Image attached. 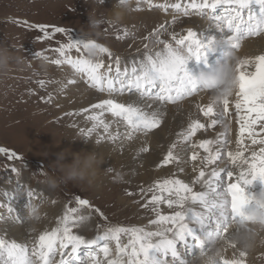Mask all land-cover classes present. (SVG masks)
Returning a JSON list of instances; mask_svg holds the SVG:
<instances>
[{
    "label": "snow or ice",
    "instance_id": "1",
    "mask_svg": "<svg viewBox=\"0 0 264 264\" xmlns=\"http://www.w3.org/2000/svg\"><path fill=\"white\" fill-rule=\"evenodd\" d=\"M149 5L153 6L151 0ZM159 7L166 12L169 10L168 5ZM170 7L185 16L192 10L209 18L215 23L216 29L224 34L225 39L219 41L226 42L232 51L242 46L245 37L264 34V0H190L187 5L174 3ZM218 9H223L219 15L216 14ZM175 22L174 17L172 23ZM17 23L27 24L26 21ZM166 23L159 25L145 38L159 47L149 49L146 43L143 57L138 62L133 61L130 69L125 66L122 70L118 56L113 57L112 64L107 67L102 59L93 60L84 55L74 58L70 55L72 50L82 52L88 47L97 48L100 57H112V53L109 48L95 41L82 38L73 40L69 33L68 42L54 49L58 55L51 63L69 65L74 72L86 77L90 87L108 93L109 98L92 105L91 110L84 109L85 112L92 111L88 119L93 121L85 135L98 134L102 128L105 135H98V141L107 138L115 142L121 137V133H113L111 124L102 118L105 113H111L118 122L124 123L126 131L123 135L127 139L160 127L162 119L158 112L145 111L133 103L118 102L113 93L127 90L137 93L141 99L175 104L204 90L187 65L192 59L206 63L208 53L214 50L213 45L218 40L213 37L205 41L203 35L192 29L183 35L173 31L170 40L160 39L168 31ZM28 26L39 29L44 39L50 37L49 25ZM52 31L66 33L62 27H55ZM123 35L134 36L127 29ZM40 56L41 53H37L36 57ZM247 65H254V71H247ZM238 80L234 101L223 100L219 112L214 104L203 107L197 105L202 115L208 118V123L193 119L180 134V139L190 146L193 171H198L195 179L189 183L173 176L157 180L147 189H141V195L151 193L144 206L155 213V218L149 222L155 230L113 226L108 227L103 235L87 239L74 229L87 219L81 209H90L92 205L87 199L77 196L79 208H68L57 226L40 234L31 246L26 242L0 238V264H72L74 260L80 261V264H194L199 256L213 250L218 239L228 235L231 224L237 221L254 222L255 214L264 215V192L256 196L247 191L248 186L257 180L264 183V54L244 58L238 65ZM44 83L40 81L41 86ZM230 105H234L232 111L238 120L237 149L233 151L227 148V137L222 142L219 139L194 142L193 138L198 132L208 127L214 128L224 121L230 112ZM258 136L261 138L257 139ZM246 139L252 145H261L259 151H251L250 157L245 155L248 150ZM176 146L175 142L170 146L163 157V165L180 162V157L174 153ZM199 150H203L205 155L201 156ZM143 151L148 149L144 148ZM0 153H4L9 160L19 159L15 151L5 147H0ZM222 156H226L232 166L229 170L220 168L218 161ZM196 162L200 163L198 170ZM108 170L112 171L111 168ZM12 171L17 170L13 168ZM196 184L204 185L207 190L196 191ZM27 196L30 200L32 192L29 191ZM195 204L203 210L194 211L191 205ZM160 205H166L173 211L163 214ZM94 211L103 216L99 208ZM122 235L128 236L126 244L121 243ZM113 241L115 252L110 247ZM83 248L88 249V254L86 259L80 260L79 253ZM246 255L242 251L232 258L224 255L218 264H245ZM57 256L60 257L59 261Z\"/></svg>",
    "mask_w": 264,
    "mask_h": 264
},
{
    "label": "rangeland",
    "instance_id": "2",
    "mask_svg": "<svg viewBox=\"0 0 264 264\" xmlns=\"http://www.w3.org/2000/svg\"><path fill=\"white\" fill-rule=\"evenodd\" d=\"M118 1L104 0V3H100L99 0H0V44H4L10 51L21 58L20 63L14 62L6 72L0 73V147L15 151L19 157V159L9 160L4 153H0V191L5 202L3 205L0 203V225L9 221L6 216L7 209L15 207L16 218L15 222H13L14 224H11L15 231L18 230L16 233L18 236H21L19 227L29 225L30 230L34 232L33 236L38 238L41 234L38 224L47 225L49 222L56 224L55 214L53 213L59 210L61 211L60 214H64L68 208H79L76 202L77 196L87 199L92 205L90 209H81L82 214L87 217L86 224L83 227L80 225L74 229V231L87 239L103 235L108 227L113 226L126 228L146 227L155 230V227L149 223L150 220L155 218V213L144 206L147 200L150 199L151 193L141 195V189H147L157 180L173 176L189 183L196 177V172L198 171L195 173L193 170H191L192 173L186 172L187 176L183 173L185 171L183 167L194 166L190 159V146L180 139V134L188 126H185L182 121L175 132H173L171 129L172 125H170L178 124V121L183 118V114L187 115L188 111L190 112L188 107L194 97L186 98L175 105H165L154 99H141L136 93H128V95H133L131 98H136L135 102H138L139 106L145 111L158 112L163 117L159 128L146 133L148 134V144L143 148H147L148 151H142L143 148H138V146L135 147L136 151H129L131 162L126 161L124 156L121 157L126 152H121L117 149V146L114 150H111L113 149L112 147L103 146L104 144L99 145L97 133L85 135V131L91 128L93 121L88 124L85 122V126L84 121L78 118L74 109L70 107L72 104L67 102L68 97L66 96L64 100H60L62 97L59 95L57 85L61 84V82L66 81L71 87L75 84H84V87L89 85L86 77L78 75V73H74L72 78L69 77L67 79L68 72L73 70L69 65L58 66L51 63V60L57 58L58 55L54 49L68 42L67 33L73 40H79L83 39L82 32L88 31L91 33L92 41L109 48L112 57L103 55L98 58L103 60L106 67L112 64V59L116 56L120 58L121 64H124L125 60H133L138 56H142L140 54L144 55V45L146 43L149 44V49L159 47L151 44L145 38L149 36V33L154 32L159 25L166 22L168 31L163 33L160 39L170 40V33L173 31L179 35L186 34L187 30L192 28L187 25L189 20H192L194 24L197 22L199 28L202 26L201 22L203 21L206 24H204V27L207 26L214 33L216 32L217 34L215 33L214 35L219 37V40L225 39L224 34L216 29L215 23L209 18L201 16L192 10H190L189 15L185 16L170 7L174 3L187 5L190 0H152L153 6L150 7L142 3L146 0H140L139 4L136 2L133 9L127 12L128 18L115 22V17L110 16V14L114 10V3L117 4ZM164 3L169 6L167 12L159 7V5H164ZM217 11H219V13H216L217 15L222 12L220 9ZM90 16L100 21L95 29H91L88 25ZM174 17L176 22L173 24L172 20ZM128 19L129 21H127ZM17 21H26L27 24L17 23ZM36 24L50 26V37L48 39L43 38V34L39 29L28 26ZM55 27L64 28L66 33L53 32L52 29ZM125 29L134 34V36H124ZM204 33L208 36L207 31ZM262 35L264 34L243 40L240 48L243 49L247 42L257 40ZM152 39H155V37H152ZM223 44L225 45L222 48L223 50L229 48L227 43ZM240 48L234 52L237 54ZM37 53H41L39 58L36 57ZM70 55L74 58L80 55L87 57L85 51L76 52L72 50ZM43 57L49 58L47 59L46 71L41 69L40 62ZM80 77L83 78L82 83L80 82ZM40 81L45 82L43 86H41ZM124 93L127 95L125 91L113 93V97L124 98ZM102 94V92L99 93V100L103 98ZM59 100L60 102L63 101L62 104ZM80 109H92V106L89 105L88 107L86 105L80 107ZM81 111L82 113L85 112ZM91 113L92 111L85 112L84 117L88 118ZM102 118L112 120L111 129H113L117 119L111 113H105ZM194 118H191V121ZM201 119L205 118L202 117ZM205 123L207 124V122ZM233 124L234 121H231V125ZM225 125L224 127L222 122L215 126L219 127L220 131L209 130L208 127L206 130L198 132L193 141L198 143L203 138L202 136L198 138L201 132L204 139L214 141L219 139L222 142L227 137L229 142L227 148L234 151L237 148V141L235 140V142L232 136L228 134L229 122L225 123ZM221 127H224L223 130H221ZM117 129H119L118 131L121 133L122 138L124 136L123 131H126V129L121 128V126L117 127ZM113 131L115 132V130ZM100 135L104 136V134ZM89 136L95 137L90 138ZM156 137L160 139L155 140ZM124 139L127 141L124 143H128L130 146H132V141L136 140V138L134 140ZM174 142L177 144L174 153L180 157V162L163 165V157ZM112 143L121 145L122 141L118 139ZM93 146L96 147L95 151L99 150V157L102 163L97 168L95 178L91 183L69 182L62 184L55 191H51L46 187L43 183L45 176L52 173L58 174L57 169L54 167V161L58 158V153L67 152L65 162L71 163L74 153L82 152L83 149L88 150L89 147V150L93 149ZM221 146L217 145V147ZM258 146L251 148H257ZM126 147L125 145L126 150L131 149ZM79 149L82 150L80 151ZM199 151L201 156L205 155L203 150ZM218 164L221 169L232 167L227 162L226 156H222ZM195 167L199 169L200 163L196 162ZM13 168L17 171H12ZM109 168L112 171H107ZM118 175H122L124 179H118ZM197 185V189L205 191L204 185ZM258 188L261 189L262 187L258 186ZM29 191L32 192L30 200L27 196ZM8 193L10 194L9 201L11 203L6 204ZM31 204H40L42 206V215L39 221H30L27 218L26 207ZM96 208L103 212V216L94 211ZM160 210L163 214H170L173 211L166 205H160ZM45 215L47 216L45 217ZM10 219H12V216ZM23 219H26L28 224L25 221L20 222ZM0 234L3 237L11 238L6 232H1ZM127 242L128 236L122 235L121 243L126 244ZM110 247L115 252V241L111 242ZM234 249H228L226 252H232ZM85 251L88 252V250ZM258 251H260L259 255L263 256L257 255V259L251 260V262L246 259L248 261H246V264H259V260L264 259V247L259 246ZM87 254L81 255L82 258L86 259ZM101 258H103L102 254ZM56 259L59 261L60 257L57 256Z\"/></svg>",
    "mask_w": 264,
    "mask_h": 264
},
{
    "label": "clouds",
    "instance_id": "3",
    "mask_svg": "<svg viewBox=\"0 0 264 264\" xmlns=\"http://www.w3.org/2000/svg\"><path fill=\"white\" fill-rule=\"evenodd\" d=\"M99 2L104 3V0H99ZM136 2L137 0H119L116 6L121 7L122 11L116 13L115 22L122 19L125 13L130 12ZM99 23V20L89 17L88 25L91 29H95ZM82 37L86 41H91V33L88 31L82 32ZM223 43L226 42L217 41L213 45V51ZM85 52L89 59H98L101 56L95 47H88ZM243 59L234 51H230L223 63H218L216 67L199 73L197 78L204 90L213 94V102L221 103L235 94L239 84L238 65L242 63ZM14 62L20 63L21 58L10 51L7 46L0 44V73L6 72ZM40 63L41 69L46 71L47 59L41 58ZM67 154V152L57 154L58 158L54 161V167L58 174L52 173L45 176L43 183L51 191H55L62 184L69 182L91 183L95 178L97 168L102 163L95 151L74 153L71 163L65 162ZM118 179L123 180L124 177L118 175ZM41 207L40 204L28 205L26 207L27 218L30 221H39L42 215ZM229 228L232 229L230 234L218 239L213 250L206 255L199 256L194 264H218L228 247L235 248L238 252L248 253L258 246H264V215L257 213L254 222L237 221L231 224Z\"/></svg>",
    "mask_w": 264,
    "mask_h": 264
},
{
    "label": "bare ground",
    "instance_id": "4",
    "mask_svg": "<svg viewBox=\"0 0 264 264\" xmlns=\"http://www.w3.org/2000/svg\"><path fill=\"white\" fill-rule=\"evenodd\" d=\"M140 1V0H139ZM119 2V1H118ZM142 3H145L146 5H147V7L149 6L150 7V5H149V0H146V1H144V2H142ZM167 3V2H166ZM166 3H164V5H166ZM117 4L116 3H114V10L113 11H111V14H110V16H114L115 17V15H116V13L117 12H119V11H122V8L121 7H117L116 6ZM145 5V6H146ZM151 5H153V3H152V0H151ZM147 9V8H146ZM149 9V8H148ZM222 11H223V9H222ZM145 15V14H144ZM147 15V14H146ZM163 16V15H162ZM123 18H128V16H127V13H125L124 15H123ZM122 18V19H123ZM122 19H120V20H122ZM127 21H129V19L127 20ZM204 24L205 23H203V21L201 22V27L199 28V24H197V22L194 24L193 23V21L192 20H189V21H187V25L188 26H191L192 28H189V29H192V30H194V31H196V32H198V33H200L201 35H203V37L204 38H206L205 39V41H207L209 38H215L216 40H218L219 41V37H216L214 34L216 33H214L213 32V30H210V28L209 27H204ZM178 25V24H177ZM206 25V24H205ZM199 28V29H198ZM206 28H208V30H206ZM181 29V28H180ZM215 30V29H214ZM205 31H207L208 32V36H206V34L204 33ZM217 34V33H216ZM252 37V36H251ZM253 37H257V36H253ZM250 37H245V39L244 40H247V39H249ZM221 50H223L222 48L220 49V51ZM262 51H264V35H262L260 38L258 37L257 38V40H253L252 42H247V45L245 44V46H244V48L242 49V48H240V50L237 52V55L238 56H240V57H242V58H254V56H256V55H260V53L262 52ZM140 55H142V56H138L137 58H135V59H133V60H125V63L124 64H121V67H122V70H123V68L125 67V66H127L129 69H130V67H131V65H132V62L133 61H136V62H138L142 57H143V54H140ZM195 59H192V60H190L189 62H188V65H187V67H188V69L192 72V74L193 75H195V72L192 70V66L195 64ZM248 66H250V65H247L246 66V70H247V68H248ZM113 69H114V67H113ZM74 73H76V72H74V70H71L70 72H68V76L66 77L67 79L70 77V78H72V76L74 75ZM113 74H114V72H113ZM78 75H80V74H78ZM81 81V83L83 82V78L82 77H80L79 78ZM84 82L85 83H87L85 80H84ZM87 84H89V83H87ZM84 84H82V85H80V84H75V85H73L72 87L71 86H69L67 83H66V81H63V82H61V84H58L57 85V87H58V89H59V95H60V97H62V98H60V100L62 99V100H64V98L67 96L68 97V101L67 102H69L70 104H72L70 107H72L73 109H74V111L76 112V115H77V117L78 118H81V120L82 121H84V123L86 122L87 124L89 123V122H92V121H89V119L88 118H85L84 117V115H85V112L84 113H82V111L81 110H83L84 111V109H80V107H83V106H86V105H88V107H89V105H94V104H98V103H100L103 99H106V98H109V96H108V93H106V92H103V98L101 99V100H99V93H101L99 90H97V89H94V88H92V87H90V85H88V86H83ZM125 92H127V95L124 93V98L123 97H121V98H118V97H116L115 99H117L118 101H121V102H124V103H133V104H136V105H138L139 106V104H138V102H135V100H136V98H131V97H133V95L131 96V95H128V91L127 90H125ZM212 93L211 92H200V93H198V95H194V96H192L191 98H193L194 97V100L193 101H191L190 102V106L188 107V109L190 110V112L188 111V113H187V115H184L183 114V118L181 119L180 117V121H178L179 123L178 124H170V125H172V131L173 132H175V130H176V128L177 127H179V124L183 121V123H184V125L185 126H189V124H190V122H191V118H193V117H195L194 119H200L201 120V122H207L208 123V118H206V117H204L203 115H201V112L199 111V108L197 107V105H200L201 107H203V106H207V105H209V104H214V106H215V108H216V110L219 112L220 110H221V103H216V102H213V100H212ZM58 98H59V96H58ZM138 98H140V97H138ZM190 97H188V99H189ZM230 99V101H234V99H235V94L232 96V97H230L229 98ZM60 100H59V102H60ZM93 100V101H92ZM95 101V102H94ZM62 102L63 101H61L60 103L62 104ZM74 103V104H73ZM168 104H171V103H168ZM166 105V104H165ZM183 105H184V103H183ZM234 108V105H230V112L228 113V114H226V116H225V119H224V121H223V125H224V127L226 126L225 125V123H227V122H229V126H228V129L229 130H227L228 131V134L230 135V136H232V138L234 139V141L237 139V135H238V132H239V129H238V120H237V117L233 114V111H232V109ZM91 110V109H90ZM186 112V111H185ZM183 113V112H182ZM92 114V113H91ZM160 114V117H161V119L163 118L162 117V114L161 113H159ZM181 115V114H180ZM64 116V115H63ZM198 116H199V118H198ZM203 118H205V119H201L202 117ZM178 117V116H177ZM231 118L233 119V121H234V124L233 125H231ZM104 120H105V122H107V123H109V124H111V122H112V120H108V119H106V118H104ZM117 121V120H116ZM86 123L84 124L85 126H86ZM89 126V125H88ZM121 126V128H125L126 129V126L124 125V123L123 122H116V124L113 126V129H111V131L113 132V133H115L116 131H118L119 129H117V127L119 128ZM92 127V126H91ZM224 127H221V130H223V128ZM170 128V127H169ZM169 128H167V129H169ZM209 130H218V131H220V128L219 127H215L214 129H211L210 127L208 128ZM113 130H115V132L113 131ZM168 131V130H167ZM202 131V130H201ZM123 132H125V130L123 131ZM72 133V132H71ZM100 134H104V132H103V129L101 128V129H99L98 130V134H97V137H98V135H100ZM78 135H79V133H78ZM105 135V134H104ZM100 136H102V135H100ZM147 136H148V134H140V133H137L133 138H132V140H134V138H136V140L135 141H132L133 143H132V146H130V145H128V143L126 144V143H124V142H127L124 138H125V136H123L122 138L120 137L119 138V140L121 139V141H122V143H121V145H119L118 143L117 144H113L112 143V141H110V140H108V139H104V140H102V141H99L98 143H99V145L100 144H104L103 146H105V145H107L108 147H112L113 149H111V150H114L115 148H116V146H117V149L118 150H120L121 152L123 151V152H126L124 155H121V157L122 156H124L125 157V160L126 161H129V162H131L130 160H131V158H129V156H131L130 154H129V151H136L137 149L135 148V147H137L138 146V148L140 147V148H143V147H145L146 146V144H148V139H147ZM203 137L202 139H204V136H203V133L201 132V134L200 135H198V138H200V137ZM80 137V136H79ZM90 138H93V137H95V136H89ZM96 137V138H97ZM95 138V139H96ZM197 138V139H198ZM158 139H160L159 137H156V139L155 140H158ZM90 140V139H89ZM92 140V139H91ZM154 140V141H155ZM94 141H96V140H94ZM90 142V141H89ZM160 143H161V141H159ZM158 142V143H159ZM199 142V141H198ZM236 142V141H235ZM251 141L250 140H247L246 139V141H245V144L247 145V143L249 144ZM91 143V142H90ZM107 143H109V144H107ZM120 143V142H119ZM88 144V143H87ZM125 145L127 146V147H129V148H131V149H128V150H126L125 149ZM102 146V145H101ZM94 147V146H93ZM107 147V148H108ZM126 147V148H127ZM163 147V146H162ZM237 147V146H236ZM261 147V145H259L257 148H251L250 146H248L247 145V151H246V153H247V155L246 156H251V151L252 150H256V151H259V148ZM85 148H87V147H85ZM90 148V147H89ZM89 148H88V150H85V149H79L80 151L82 150V152H84V151H87V152H93V151H95L94 149H96V147H94L93 149L91 148L90 150H89ZM106 149V148H105ZM144 149V148H143ZM143 149H142V151H143ZM237 149V148H236ZM102 150V149H101ZM104 150V149H103ZM117 150V151H118ZM235 151V150H234ZM97 154H98V156H99V150L97 149L96 151H95ZM113 153H115L114 151H112ZM184 153V152H183ZM134 154H135V152H134ZM186 154V153H185ZM114 155V154H113ZM115 156V155H114ZM197 165V164H196ZM131 167H133V166H131ZM193 167L194 166H191L190 165V167H183V170H185L183 173H184V175L185 176H187V174H186V172L188 173V172H190V173H192L191 172V170H193ZM197 168V167H196ZM132 169H134V168H132ZM230 168L229 167H226L224 170L226 171V170H229ZM182 170V171H183ZM197 170H198V168H197ZM236 170H238V169H236ZM195 173V172H194ZM193 173V174H194ZM197 173L198 172H196V175H197ZM8 186H9V184H8ZM7 186V187H8ZM16 188H17V186L16 185H14ZM197 184H196V186L194 187L195 188V190L196 191H201V189H197ZM253 189L255 190V188L253 187ZM261 189H264V187H262ZM207 189L205 188V191H206ZM254 190H249L248 188H247V191L248 192H250V193H252V194H254V195H256V196H259L260 195V193H256ZM26 193V192H25ZM27 194V193H26ZM9 196H10V194L8 193L7 194V202H6V204H8V203H11V201H9ZM0 203L3 205V204H5V202H4V200L2 199V194H1V191H0ZM57 206V205H56ZM56 206H55V208H56ZM1 207V206H0ZM57 207H59V206H57ZM191 207L194 209V211H197V212H200V211H202L203 209L201 208V206L200 205H198V204H195V205H191ZM14 209H15V207H13V209L11 208V209H7V214H6V216H7V218H8V220L9 221H7V222H5V223H3V224H1L0 225V229H4V230H0V233L1 232H6V234H9L10 236H11V238H7V239H9V240H16L17 242H26L29 246H31L34 242H35V240H37L38 238L36 237H34L33 236V233L34 232H32L31 230H30V228H29V225H26V226H23V227H19V229H21V236H18L16 233H17V231L18 230H16L15 231V228H12V224L11 223H13V222H15V212H14ZM57 210H58V208H57ZM172 210V209H171ZM11 211V212H10ZM63 211V210H62ZM60 212L61 211H57V212H55V213H53V214H55V223L56 224H54V223H51V222H49L47 225H45V224H38V229L41 231V234L44 232V231H47V230H51V229H53V228H55L56 226H57V224L59 223V220H60V217L63 215V213H61L60 214ZM60 214V215H59ZM152 215H153V213H152ZM11 216H12V219H10L11 218ZM47 215H45V217H46ZM19 217V216H18ZM54 218V217H53ZM19 221V220H18ZM25 221V223L26 224H28V222H27V220L26 219H23L22 221L20 220V222H24ZM90 221V220H89ZM86 222H87V219L81 224L82 225V227H83V225H85L86 224ZM14 224V223H13ZM90 225H91V223H89ZM37 226V225H36ZM84 229V228H83ZM232 231V229L231 228H229L228 229V235L230 234V232ZM38 232V231H37ZM36 232V233H37ZM19 233V232H18ZM4 234V233H3ZM5 235V234H4ZM37 235V234H36ZM6 236V235H5ZM38 236V235H37ZM3 236L0 234V238H2ZM34 237V238H33ZM3 238H6V237H3ZM217 246H219V245H217ZM259 247V246H258ZM258 247L257 248H255L254 250H252V251H250V252H248L247 253V255H246V257L244 258L245 259V264H246V261L248 260V261H250L251 262V260L252 261H254V260H256L257 259V255H259V252L260 251H258ZM264 247V246H263ZM228 249H231V247H228V248H226L225 249V252H224V255L227 257V258H232L234 255L235 256H238L239 255V252L237 251V249H234L232 252H226ZM262 249V248H261ZM85 250H88L87 248H83L82 250H81V252L79 253V257H80V260H84L85 258H82V256H84V253H88L87 251H85ZM261 254V253H260ZM82 255V256H81ZM259 256H263V255H259ZM247 259V260H246ZM247 261V262H248ZM73 262H75V263H79L80 261H77V260H74ZM72 264H74V263H72ZM259 264H264V259H261V260H259Z\"/></svg>",
    "mask_w": 264,
    "mask_h": 264
}]
</instances>
